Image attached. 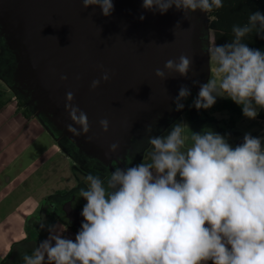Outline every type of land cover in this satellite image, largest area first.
<instances>
[{
	"label": "clouds",
	"instance_id": "9594fccd",
	"mask_svg": "<svg viewBox=\"0 0 264 264\" xmlns=\"http://www.w3.org/2000/svg\"><path fill=\"white\" fill-rule=\"evenodd\" d=\"M82 3L100 5L105 16L114 10L112 0ZM173 6L184 15L197 10L207 13L223 7V0L143 3L145 9L155 7L161 14ZM254 29L264 34V13L259 10L247 24L233 26V41L208 50L219 80L192 81L200 89L194 100L197 109L210 108L217 96L224 95L241 105L249 119L264 108V52L243 42ZM192 64L182 54L178 60H167L155 75L167 79V71L187 78ZM109 78L104 72L92 81L91 89ZM190 94V88L181 85L174 100L177 111ZM66 96L74 99L72 92ZM68 107L73 124L81 125L78 130L69 124L68 130L75 135L88 132L87 114L71 104ZM99 123L107 132L108 120ZM170 129L167 135L147 136L152 146L150 162L117 167L107 180L90 173L88 187L79 189L86 204L74 240L63 235L61 226L50 225L48 238L32 255L23 257L24 264H264V138L246 133L243 143L233 147L210 129L191 131L190 136L183 122ZM152 131L153 125H147L146 132ZM117 148L111 146L112 151Z\"/></svg>",
	"mask_w": 264,
	"mask_h": 264
},
{
	"label": "water",
	"instance_id": "95a60500",
	"mask_svg": "<svg viewBox=\"0 0 264 264\" xmlns=\"http://www.w3.org/2000/svg\"><path fill=\"white\" fill-rule=\"evenodd\" d=\"M112 2L114 10L105 16L100 5L85 7L82 0H0L1 37L19 56L13 79L19 91L33 99L45 122L55 132L62 130L81 155L108 165L127 157L138 161L147 136L176 110L181 85L190 88L187 101L198 94L199 85L192 81L203 83L204 30L207 38L210 34L200 10L184 15L173 6L161 14L155 7L145 9L144 0ZM182 54L193 60L187 78L167 71V79L155 75L167 60ZM104 72L109 80L92 90V81ZM68 92L74 94L71 101ZM70 104L87 114L88 132L68 130L74 123ZM102 119L109 122L107 132ZM149 124L152 133L146 132Z\"/></svg>",
	"mask_w": 264,
	"mask_h": 264
},
{
	"label": "rangeland",
	"instance_id": "374dc122",
	"mask_svg": "<svg viewBox=\"0 0 264 264\" xmlns=\"http://www.w3.org/2000/svg\"><path fill=\"white\" fill-rule=\"evenodd\" d=\"M202 12H200V15ZM203 31V30H202ZM211 32L209 34V38H207L206 30H204L203 35V41L206 43L207 47V60L206 62V75L203 79V83H206L209 79H217L219 80V77L216 75V64L214 61L211 60V58L208 55V50L213 47V41L211 37ZM208 39V40H207ZM7 37H1L0 36V81L7 85L8 88L12 89L13 87H16L18 89V84L13 81L14 79V73L16 69V65H18L19 56L15 50H13L10 46V44L6 41ZM202 83V84H203ZM4 87L2 84H0V91L3 90ZM19 90V89H18ZM26 94V93H24ZM198 94L194 97L192 101H187V98L182 100L181 102L184 104V107L182 110L177 111L175 110L174 113L169 114L165 120L164 124L161 127V129L155 133L154 135H167L168 132L171 130V126L175 123L183 122L189 126L190 129L185 130V134L187 136L191 135V131L193 132H202L204 130H212L217 133V129H219L223 136L226 137L229 144H231L233 147L236 145H239L243 143V138L246 133H251L254 137H261L264 138V120L260 119H249L245 116L243 117H236L235 115H232V126L228 123V117L229 114L225 111L215 112V113H208L206 111H202L201 109H197L194 106V100L197 98ZM9 97L8 93L5 95H2L0 100L7 99ZM217 97H227L224 96H217ZM259 109V108H258ZM12 113V109H8L5 111L0 112V119H4L8 117L9 123H4L2 126V130L8 131L11 127L16 126L17 134L11 138V140H14L17 138V135L20 137L21 145L23 143L26 144L25 148L20 151V156H18L14 162L15 165H30L31 162H35L41 155L43 160L49 155L48 153L42 154L43 150L49 145H52L50 153V159L46 163L48 164H42V166L39 167L40 163L43 161L41 160L42 157H40V162H35L34 164L30 165L26 168V171H24L22 174L28 173L33 170L35 167L37 168L36 173L33 174V176L28 177L25 181L28 183H32L34 181L35 183L31 185V189L35 190V195L38 196V200L41 198L43 193L52 191L53 188L58 187L65 189L68 186H71L73 183L72 173L75 171V168L81 169L82 166L77 163V157L79 156L80 160H83L85 163V168H88V170L82 174H84L85 178L91 173L93 175H99L102 179H106V175L110 176V170L112 167H110L108 164L102 163L100 160H98L96 157H83L79 154V148L71 142L70 139L62 132V130H57V132L54 131V129L49 126L46 122L44 126L46 127V130L49 132H45L41 130V127H39V124H32V123H19V120L14 118V116L10 115V112ZM35 116V115H34ZM212 117L215 119V124L208 123L205 119L207 117ZM16 117L18 115L16 114ZM35 118H46L43 113H38ZM13 121V122H12ZM20 121L21 118H20ZM12 122V123H11ZM11 123V124H10ZM18 124V125H17ZM36 125V126H34ZM15 129V130H16ZM58 135V136H57ZM153 135V136H154ZM24 137V138H23ZM56 140H55V139ZM73 144L72 148L75 153H78V156L75 155V153H71V150L67 152L66 150L62 151L61 147L62 144ZM262 147H264V139H262ZM152 150V146L147 143V145L140 151V155L138 158L137 163L145 160V162H150V156L149 153ZM144 153H147L145 155ZM35 160V161H34ZM46 166V169H45ZM7 173L9 171L4 170ZM83 171V170H82ZM80 171V173L82 172ZM24 183L22 182L20 184V188L16 187V189L11 190L14 194L15 198L23 197L22 193L25 194L24 190ZM88 181L85 179V182H81V187H88ZM23 187V188H22ZM79 187V189L81 188ZM61 189V190H63ZM79 189H77L78 192H76L77 196H75L74 199H66L67 205L66 209L69 208L71 210L70 217L71 219L75 218V215L79 214L76 213L77 211L82 212L83 206L86 204V200L82 198L79 194ZM33 191V190H32ZM31 193V192H28ZM32 194V193H31ZM42 194V195H41ZM71 194V193H70ZM78 200V201H77ZM5 205V204H4ZM64 207V206H63ZM39 212V207H37L31 211V215L27 216V219L30 221V219H34L35 215ZM81 214V213H80ZM62 218V217H61ZM57 225L61 226L59 221H57ZM43 224V222H41ZM39 224V228L40 225ZM55 222H53L52 225H54ZM80 225V224H79ZM47 227V225H45ZM49 231H43L41 234L42 238H46V235ZM66 232V231H65ZM65 232L63 233L65 235ZM49 234V233H48ZM65 237H71V234L67 232ZM22 245L19 244L18 248Z\"/></svg>",
	"mask_w": 264,
	"mask_h": 264
},
{
	"label": "trees",
	"instance_id": "16d2710c",
	"mask_svg": "<svg viewBox=\"0 0 264 264\" xmlns=\"http://www.w3.org/2000/svg\"><path fill=\"white\" fill-rule=\"evenodd\" d=\"M259 10L264 13V0H223V7L219 9H213L211 12H207V28L210 30L212 35L213 47L215 45H222L229 43L235 39V34L232 29L234 25L243 26L248 23L249 16ZM256 29L253 30L248 36L243 38V42L247 43L249 47L259 49L264 52V34H257ZM202 111L208 113H215L225 111L229 114L228 123L232 126V115L236 117H243L242 106L236 104L230 97H217L216 103L210 108H200ZM257 119L264 120V108L258 109ZM208 123L215 124V119L207 117L205 119ZM217 133L222 132L217 129ZM144 160V159H143ZM144 163H147L142 161ZM141 163V162H140ZM138 164V163H137ZM62 191L61 189L58 192ZM48 218V214L43 211L35 216L34 219L26 220L24 225L25 237L19 241L12 242L7 253L2 259L0 264H24L23 257L25 255H32L38 244L42 239V232L48 230L50 222L46 223L45 218ZM43 222L47 225L45 229L40 230L39 224ZM21 244L19 249L15 250L16 247ZM206 264H212L211 261H206Z\"/></svg>",
	"mask_w": 264,
	"mask_h": 264
},
{
	"label": "flooded vegetation",
	"instance_id": "af4514ba",
	"mask_svg": "<svg viewBox=\"0 0 264 264\" xmlns=\"http://www.w3.org/2000/svg\"><path fill=\"white\" fill-rule=\"evenodd\" d=\"M0 36H1V32H0ZM0 84H2L4 87V89H3L4 91H0V99H1L2 95H5L6 93H8V95H9V97L7 99L0 100V112L8 110V109H12V113L9 111L10 115L11 116L13 115L15 120L16 119L19 120L18 124L21 122L39 124V127H41V130L46 132L47 131L46 127L43 124V122L45 123V119L35 118V116H37V114L39 112L42 113V111H40L37 108L33 99L29 98L27 96V94H24L23 92L19 91L16 87H13L12 89H10V88H8L7 85L5 86V84L1 81H0ZM16 114L18 115V117H16ZM20 118L22 121H20ZM5 122L9 123L8 117L4 118L3 121L0 123L1 128ZM34 126H36V125H34ZM1 128H0V130H2ZM10 130H11V128L8 131H10ZM8 131L2 130V132H6V133H8ZM72 146H73V144L63 143L62 146H60V147H61L62 151L66 150L68 152L70 149L71 153H75ZM45 149H47V150L46 151L43 150L42 154L48 153L49 155L44 160H43L44 157H42L43 155L40 156V157H42L41 160H43V161L40 163L39 167L42 166V164H44V163L46 164V166L48 165L46 162L49 161V159H50V153L49 152L53 148H52V146H48ZM79 154L81 155V153H79ZM144 154L147 155V153H144ZM75 155L78 156V153H75ZM81 156H83V155H81ZM40 157L36 161L35 160L34 161L40 162V161H38V160H40ZM76 160H77V163L82 166L83 171L81 169L75 168V171L72 173L73 183L71 186H68L65 189L62 188L63 190L60 192H58V190H55L54 192L46 194L42 198H40L38 201L39 202L38 203L39 212L35 216H37L40 213V211H43L45 214H48V218L47 217L45 218L46 223L50 222L52 225L53 222L59 221L60 223L67 224L72 229H74L78 232L81 228L83 217L80 214L81 212L77 211L76 213H79V214L75 215L74 219L68 218V217H70V214H71L70 211L71 210H69V208L66 209V205H67V201H68L66 199L68 198L71 200V199H74L75 196H77V194H76V192H78L77 189H79V187L82 186L81 182H85V179H86L84 174H82V173L86 172L88 170V168H85V163L83 160L79 159V156L77 157ZM35 162H32V164H34ZM135 164H137V161L132 159V158H129V157L125 158L119 164H115L114 162H111V164L109 165L110 167H112V169L110 170V173H111V171H114L115 168H117V167H120L123 169L125 167H130V166H133ZM19 166H20V164L19 165L14 164L13 169L11 171L9 170L8 173L6 171H1L0 174H1L2 179L3 178L4 179L9 178L10 181H12V183L19 181V180L21 182L22 179L24 180L29 174L32 175L37 170V168L35 167L33 170H31L28 173V175H27V173L22 174L24 171H26V168L24 170L20 171ZM46 166H45V169H46ZM80 171H82V172L80 173ZM108 175H106L105 180H107L109 178ZM45 228H43V229H45ZM40 230H42V229L40 228Z\"/></svg>",
	"mask_w": 264,
	"mask_h": 264
},
{
	"label": "crops",
	"instance_id": "0c3cea01",
	"mask_svg": "<svg viewBox=\"0 0 264 264\" xmlns=\"http://www.w3.org/2000/svg\"><path fill=\"white\" fill-rule=\"evenodd\" d=\"M2 121L3 119H0V123ZM15 127H11V130L8 131V133L2 132V130H0V173L5 169L7 171H11L13 169L16 158L20 156V151H22V149H24L26 146L25 143L21 145V140L18 135L16 139L11 140V138H13L17 134V129ZM30 165H32V162L30 163ZM30 165L20 164L19 170L22 171ZM30 176H33V174H29L24 180L22 179L21 182L19 180L12 183L9 178L2 179L0 174V259H2L7 253L12 242L19 241L25 237L24 225L27 220V216L31 215V211H33L39 203L38 196L35 195L36 193L34 189L36 188L31 189V185H33L35 182L32 181V183H28V180L27 182L25 181ZM22 182H25L23 185L24 188H22L24 190H28L25 191V194L22 193L23 197L15 198L11 190L16 189V187L20 188V184ZM60 189L58 187H55L52 191L43 193V195L41 194V198L46 194ZM28 192H31L32 194ZM57 223L58 222L55 221L56 225ZM60 225L64 232L66 231L65 235H63L66 236L68 232L69 234H71L70 238L74 240L77 231L72 229L67 224L60 223ZM48 233L46 235V238H48L50 234ZM44 239L42 238L41 241ZM17 249H19L18 246L15 250ZM204 264H206V262H204Z\"/></svg>",
	"mask_w": 264,
	"mask_h": 264
}]
</instances>
